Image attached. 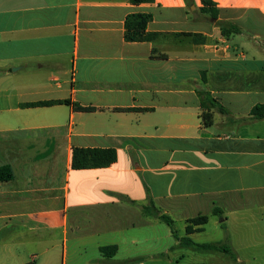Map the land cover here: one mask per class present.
Here are the masks:
<instances>
[{
	"label": "crops",
	"instance_id": "1",
	"mask_svg": "<svg viewBox=\"0 0 264 264\" xmlns=\"http://www.w3.org/2000/svg\"><path fill=\"white\" fill-rule=\"evenodd\" d=\"M203 1L0 0V168L12 171L0 181V250L15 264H58L56 249L15 251L55 243L63 264H233L185 238L264 264L251 229L264 211V119L249 120L264 104V0H208L210 13ZM133 14L152 15L153 40L126 41ZM220 22L241 32L223 36ZM64 100L95 110L23 107ZM74 148L115 149L117 162L73 170ZM150 201L178 214V237L159 235ZM199 215L208 223L187 235ZM214 217L226 237L200 242Z\"/></svg>",
	"mask_w": 264,
	"mask_h": 264
},
{
	"label": "trees",
	"instance_id": "2",
	"mask_svg": "<svg viewBox=\"0 0 264 264\" xmlns=\"http://www.w3.org/2000/svg\"><path fill=\"white\" fill-rule=\"evenodd\" d=\"M152 0H132L133 4H141L144 2H149ZM210 1L204 0L203 4L205 7L202 9L204 13H210L207 9L206 5H208ZM211 15L214 19H216L215 14L211 11ZM153 17L150 14H133L127 17L125 22V39L128 42H147L153 40L157 35L148 33L147 28L148 24L152 21ZM219 26L221 28V32L223 36H230L231 34L241 32L235 25L227 22H220ZM196 39V37H195ZM196 41V40H195ZM69 105L74 107L77 111L82 112H91L94 111V108L81 107L78 104L73 103L71 100L64 101H47V102H38V103H30L23 105L24 108H37V107H50L55 105ZM212 106H214L213 102H210ZM221 113H225L224 109L219 108ZM251 118L249 120H263L264 119V104L257 105L251 112ZM203 125L206 128H209L213 124V115L209 112H205L202 115ZM117 162V151L115 149H101V148H74L72 151V169L73 170H88V169H102L108 168L114 163ZM12 178L11 168L8 166H4L0 168V181L10 180ZM143 213L146 216L157 218L161 222L167 224L171 229L173 234L176 236V231L174 229V222L172 218L166 214L158 216L159 211L156 209L154 203L152 201L149 202L148 205H144L142 207ZM214 215H220L221 212L219 209H215L213 211ZM209 217L206 215H199L195 218L188 220V226L186 228L187 235H191L195 232H201L202 228L195 229V226H204L208 223ZM2 237H0L1 241ZM183 242L187 248L198 252H223L229 255L230 260L233 264L237 263V256L234 253L231 246L224 242L221 244L210 243V244H197L193 242L190 238L183 239ZM117 251V246H107L102 247L101 252L105 256H110ZM26 264H35L34 262H29Z\"/></svg>",
	"mask_w": 264,
	"mask_h": 264
},
{
	"label": "rangeland",
	"instance_id": "3",
	"mask_svg": "<svg viewBox=\"0 0 264 264\" xmlns=\"http://www.w3.org/2000/svg\"><path fill=\"white\" fill-rule=\"evenodd\" d=\"M254 213L256 214V218L254 220L255 226H251L252 227L251 229H254V231L252 230L251 231L254 233V237H264V216H263L264 211L260 209H255ZM169 214L176 221L177 229L182 231V227L184 223L180 221V219L178 218V214L177 213H169ZM220 222H221V218H216V217L212 218V221L210 222V224L206 226V232L200 235L199 241L200 242H215L218 240H223V238L226 237L227 235L226 227H222ZM72 227H73V230H75L74 225ZM159 228L163 230L162 232H164L162 233L158 229L160 236H165L170 233V228L165 223L160 224ZM141 235H144V234H137L136 237H141ZM130 236L131 234H123V235L113 234L112 236H109V237H130ZM44 248L56 249L58 253V264H63V249L64 248H63L62 243H60L58 246H56V243L50 246L23 245L20 247L19 246L16 247L15 251L18 255H20V257L27 258L32 252L36 254H40V251ZM75 248L76 247H74V243L70 241L69 249L73 250ZM16 262H19V261L10 259V256L6 250L5 251L0 250V264H15ZM39 264H44V263L40 262Z\"/></svg>",
	"mask_w": 264,
	"mask_h": 264
}]
</instances>
